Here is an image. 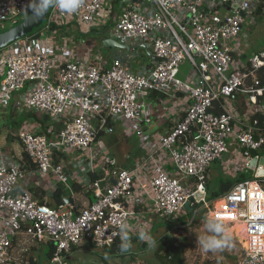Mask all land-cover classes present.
Here are the masks:
<instances>
[{
  "label": "built area",
  "instance_id": "1",
  "mask_svg": "<svg viewBox=\"0 0 264 264\" xmlns=\"http://www.w3.org/2000/svg\"><path fill=\"white\" fill-rule=\"evenodd\" d=\"M106 1L82 0L72 13L52 6L41 37L67 18L90 25L102 20L109 8ZM148 2L150 8L127 5L111 30L118 40L152 46L157 63L144 72L132 71L120 59L107 67L100 60L54 57L48 36L44 49L41 38L28 36L0 50V106L9 105L11 94L27 88V107L64 125L54 135L19 133L38 173L54 174L66 185L74 178L82 180L79 172L68 173L62 162L72 153L79 154L72 157L78 165L85 157L92 173L98 162L103 168V176L90 181L95 201L77 209L73 203L53 207L36 200L29 190L19 191L24 170L1 163L0 264L11 263L14 239L23 230L33 239L53 243L52 264H70L68 253L84 238L97 248L113 246L121 239L119 224L129 226L132 221L134 211L127 204L137 182L153 211L167 218L202 193L203 198L191 203L194 210L206 209L226 227L239 226L246 248L242 264H264V180L246 178L210 200L206 186L207 170L229 152L230 138L247 160L245 166L264 147V118L258 132L237 131L231 105L237 94L251 103L264 101V49L246 63L235 58L246 16L255 15L257 8L264 13V0ZM29 3L0 0V22L19 23L31 12ZM186 60L196 73L193 80L180 77ZM152 95L159 97L154 101ZM178 96L188 99L185 114L175 118L167 132L153 131L154 116L162 117L160 112L169 110ZM118 121L126 135L139 138L145 153L132 165L109 168L112 159L106 151L98 162L96 153L101 133L113 132Z\"/></svg>",
  "mask_w": 264,
  "mask_h": 264
},
{
  "label": "crops",
  "instance_id": "2",
  "mask_svg": "<svg viewBox=\"0 0 264 264\" xmlns=\"http://www.w3.org/2000/svg\"><path fill=\"white\" fill-rule=\"evenodd\" d=\"M123 1L124 3L121 9V3ZM126 1L127 0H107L106 3L109 8L107 9L106 16L92 25L80 22L73 18H67L64 22H56L53 24L52 30L49 33H46V37L48 36L49 41H51L50 47L52 55H54V57L71 60H89L95 62L100 60L107 67L111 66L115 59H120L134 72H144L154 68L157 63V59L153 53V48L149 43L142 41L137 43H126L122 40H117L111 34L114 23L127 5L131 4L139 8H150L152 6L148 0H142V2L139 0H135L134 2ZM257 13H262L260 8H257L256 14ZM249 16H254L251 18L255 19L254 14L246 16V19L249 18ZM103 33H105V35ZM242 37L243 32L241 37H239L236 41L238 51L235 53V58L237 61L246 63L252 54L264 49V47L249 50L250 45L247 42L243 43ZM105 38H113L116 43L112 42L113 46L110 44L105 45L103 44ZM41 42L42 44L40 48L44 49L45 40H41ZM106 49L107 54L105 55ZM142 50L145 51L148 56V63L145 61L143 63L139 61L136 66L133 65V57H142L140 53ZM195 74V71L191 70L190 73L185 75V79L193 80L195 78ZM17 92H19L18 95H20L21 98L15 101V104L11 103L7 106H0V109H9L11 107V113L13 114V117L10 120L6 117L4 112H0V164L4 163L6 165L21 166L24 170L25 176L19 181L17 189L19 191H31L33 197L38 201H45L50 206L57 207L60 203L59 199L55 197V194L57 190H60L63 203H73L76 205L77 209L89 206L95 201V195L93 190L90 188V181L93 180V176H91L92 172L88 171L87 165L82 166L81 170H73L64 164L68 173L73 174L79 172V178H82V180L75 178L71 179L68 185L59 182L54 174L42 176L38 173L35 162L30 158L19 138V133L23 130H33L38 133L42 132L47 135H54L61 131L64 125L62 122L57 124L55 121L51 124V119L46 117L43 113L29 111V113L25 115L26 108H23V101L27 96V88ZM158 97L159 96L156 97L155 95H152V99L154 101L158 99ZM218 105L219 104H217V106ZM231 105L237 114V121L235 122V129L237 131L252 129L253 131L258 132V130H260L263 125H261V123L264 118V101L262 98H259L257 103H251L248 101L246 95L237 94V96L232 100ZM187 106L188 99L184 96H178L169 104V110L160 112L162 117L156 115L154 116V122L151 127L152 130L160 133L167 132L172 128L175 118L185 114ZM21 109H23V111ZM216 109L221 110L219 107ZM19 112L23 115V118L21 121L17 122L14 116L15 113ZM118 123L123 126V122ZM19 124L20 129L15 130L14 128ZM125 136L130 138L132 135ZM229 142L230 150L226 153L227 155L225 158L222 157L220 160L212 163L207 170V192L211 189L210 186L213 179L223 178V174L231 176L234 179V181H223L221 191L212 193V196L215 198H218V194H221L219 196L221 197L237 182L246 178H254L255 173L253 171L251 177H245L244 172L251 171H246V169H249L248 166H245V162L247 160L238 151L235 140L230 138ZM99 150L100 151L96 153V157L102 158L103 151H106L107 155L111 157L112 162L108 165L109 168H122L132 165L145 153L138 137L136 148H131L125 152L121 161H119L115 153L109 151L108 147L106 145L104 146L100 140ZM263 155L264 149L261 153H254L251 158L255 156L262 157ZM218 163L221 164L218 165ZM169 170L171 172L173 170L171 165L169 166ZM93 174L94 176L98 174L99 177L97 178L103 176V168L99 162L96 165V172ZM75 184L80 186L79 190L74 188ZM135 189V195L127 204L128 207L134 211V215L128 229V234L131 238V247L129 249L131 251H137L139 249L136 248L141 247L146 250H152L159 246L164 240L166 229L164 230L163 228L167 227L168 231L173 228L171 226L172 221H167V219L165 220L164 218H161V216L153 211L149 199L141 192L139 182L136 183ZM214 197L213 199H215ZM67 200H71V202H67ZM184 211L193 215L197 213L196 210L189 212L184 209ZM163 221H165L166 225L162 228L160 223ZM160 228L162 229V232L159 231ZM235 233L237 234L238 231H235ZM141 236H143L144 239H141ZM152 241H154V243ZM34 243L50 245L48 250V264H52L51 255L53 252V243L47 240L41 241L33 239L26 233L25 230L19 232L17 237L14 239L11 253L12 261H18V259L23 260L26 258V255V259H28V252L34 246ZM174 243L177 245L176 242ZM120 245L121 239L113 246L100 250L95 246L91 239L84 238L79 245L75 246L68 253L67 260L70 264H111L108 260L109 256H119L125 254L122 253L125 251H121ZM107 251H109V253H106ZM29 260L31 264H38L36 259L32 256Z\"/></svg>",
  "mask_w": 264,
  "mask_h": 264
},
{
  "label": "rangeland",
  "instance_id": "3",
  "mask_svg": "<svg viewBox=\"0 0 264 264\" xmlns=\"http://www.w3.org/2000/svg\"><path fill=\"white\" fill-rule=\"evenodd\" d=\"M29 14V13H28ZM26 14L25 17L28 15ZM23 17V18H25ZM254 16H249V18L246 19V22L244 24V31H243V43H248L250 45L249 50L252 49H258L264 47V13H257L255 14V19L251 18ZM22 17L19 18V20ZM22 18V19H23ZM47 23V19L44 21V24L40 26L38 30H35V32H42L44 31V25ZM13 25L11 22H0V32L4 31V29L11 28ZM114 26V25H113ZM112 34V33H111ZM46 37V34L41 37V40L44 41ZM90 38V37H89ZM117 39V38H116ZM118 40V39H117ZM142 57H133L132 64L137 65V62H147L148 63V56L146 55L145 51H140ZM107 54V49L106 53ZM132 68V67H131ZM135 69V68H134ZM192 70V66L189 63V61H184L181 65V73L180 77L185 79V75L190 73ZM19 92H14L10 95L9 98V105L12 103L15 104V101H17L20 97L18 95ZM26 100V98H25ZM23 101V108H26L25 115L29 113V111L37 112L34 109H31L27 107L26 101ZM23 111V109H21ZM4 112L6 117L8 119H12L13 114L11 107L9 109H0V112ZM15 119L17 122L21 121L23 118V115L19 113H15ZM120 122V121H118ZM114 124V131L113 132H105L102 134L100 141L103 143V145L107 146L109 151H112L115 153L116 157L119 161H121V158L123 157L124 153L127 152L131 148H136L137 146V137L134 136V134L127 138L125 135V128L119 124ZM50 123L53 124L54 121L51 119ZM59 122H57L58 124ZM61 123V122H60ZM20 124L16 126L14 129L18 130L20 129ZM264 149V148H263ZM259 150L258 152L261 153L262 150ZM79 155L77 153H72L70 155H67L65 158H63V164H66L68 167H70L73 170H78L82 166L87 165V160L84 157V160L80 162L78 165L77 161H73L72 157ZM227 154H223L222 157L225 158ZM101 157H96V161H100ZM218 161V160H217ZM221 163H218L220 165ZM251 169H246V171ZM253 170L249 172H244L245 177H251L253 174ZM234 181V179L231 176H228L226 174H223V178L220 179H213L211 183V189L208 190L207 198L208 200L213 199L212 193L213 192H220L221 186L224 182L228 181ZM159 215V214H158ZM160 216V215H159ZM210 212H206V209L200 208L197 210V213L195 215L191 213H186V211L182 210L181 212H178L175 214V216L170 217H163L167 221H172V229L168 231L167 227L163 228L166 223L165 221L160 223V226L165 230L166 229V235L164 237V240H168V242H176L180 254V259L176 262V264H242L245 256H246V248L245 243L242 240V232L240 231L241 228L239 226H229L226 227L229 232L232 235V241L230 243V246L224 248L223 250L218 251H204L198 244V239L203 235H209L210 233L206 230V220L210 218ZM160 232H162V229H159ZM235 231H238L236 234ZM162 246V244L160 245ZM50 248V245L45 244L42 245L40 243H34V246L31 248L29 253V258L34 257L38 264H48L49 262V256H48V250ZM108 247L104 248H98L100 250H104ZM159 246L152 250H146L144 248H136L139 249L137 251H131L128 249L123 255L119 256H109V261L111 264H172L170 262L171 259L168 258L166 254V250L158 249ZM160 251V253L158 252ZM118 252V251H117ZM106 253H109L107 251ZM121 253V252H120ZM118 254V253H117ZM27 258V255H26ZM23 260L18 259V261H12L10 264H31L29 258Z\"/></svg>",
  "mask_w": 264,
  "mask_h": 264
},
{
  "label": "clouds",
  "instance_id": "4",
  "mask_svg": "<svg viewBox=\"0 0 264 264\" xmlns=\"http://www.w3.org/2000/svg\"><path fill=\"white\" fill-rule=\"evenodd\" d=\"M81 2L82 0H30L29 7L34 16L41 17L51 6H55L61 11L72 13L80 7ZM128 228L129 226L126 223L119 224L121 251H127L131 247V238L128 234ZM206 230L210 234L201 236L197 241L202 250L214 252L230 246L232 235L226 228L222 219H217L215 217L208 218L206 220ZM140 238L144 239L143 236ZM152 242L154 243V241Z\"/></svg>",
  "mask_w": 264,
  "mask_h": 264
},
{
  "label": "water",
  "instance_id": "5",
  "mask_svg": "<svg viewBox=\"0 0 264 264\" xmlns=\"http://www.w3.org/2000/svg\"><path fill=\"white\" fill-rule=\"evenodd\" d=\"M135 0H127L126 2ZM142 2V0H139ZM124 1L121 3V9L123 7ZM229 5V3H228ZM235 8L237 6L233 5ZM52 7V6H51ZM51 7L48 8L47 12L41 16L36 17L33 15L32 11L19 23L13 25L11 28H8L2 32H0V50L9 46L13 42L25 38L28 36H32L35 39H40L42 34L38 31L35 32V30H38L40 26L44 24V21L47 19L48 14L50 12ZM242 15L245 14L242 12ZM105 35V33H103ZM112 42L116 43V41L113 38H105L103 44L105 45H111L113 46ZM248 168L254 171V178L264 180V155L262 157L255 156L253 158L248 159ZM204 195L200 192L196 193L194 197H191L187 200V202L184 205V209H186L189 212L194 211V207L191 206V203L195 201L196 199L203 198ZM67 202H71V200H67Z\"/></svg>",
  "mask_w": 264,
  "mask_h": 264
},
{
  "label": "trees",
  "instance_id": "6",
  "mask_svg": "<svg viewBox=\"0 0 264 264\" xmlns=\"http://www.w3.org/2000/svg\"><path fill=\"white\" fill-rule=\"evenodd\" d=\"M4 30H6V29H4ZM260 81H261V84L262 85H264V68H262L261 70H260ZM216 112H221V110H219V109H216L215 110ZM46 117H48V118H50L49 116H46ZM261 123V122H260ZM263 124V120H262V123H261V125ZM40 133V132H39ZM104 132H102L101 133V135L103 134ZM41 134H42V132H41ZM97 175V176H96ZM95 176H94V174L93 173H91V176H93V180L94 179H96L97 177H99L98 176V174H96ZM74 188L76 189V190H79L80 189V186H78V185H76L75 184V186H74ZM227 192V191H226ZM225 192V193H226ZM221 194H218L217 196L219 197ZM216 196V197H217ZM55 197L56 198H58L59 199V203L60 204H62L63 203V200L61 199V191L60 190H57V192H56V194H55ZM214 197V196H213ZM215 198V197H214ZM41 203H46V204H48L47 202H45V201H40ZM59 204V205H60ZM58 205V206H59ZM197 209H199V208H196V210ZM162 244V246H160ZM161 244L159 245V248L158 249H164V250H166V254H167V256H168V258L169 259H171L170 260V262L172 263V264H176V262L180 259V254H179V250H178V246L174 243V242H168V240H163L162 242H161ZM159 253H160V251H158Z\"/></svg>",
  "mask_w": 264,
  "mask_h": 264
},
{
  "label": "bare ground",
  "instance_id": "7",
  "mask_svg": "<svg viewBox=\"0 0 264 264\" xmlns=\"http://www.w3.org/2000/svg\"><path fill=\"white\" fill-rule=\"evenodd\" d=\"M247 168V167H246Z\"/></svg>",
  "mask_w": 264,
  "mask_h": 264
}]
</instances>
